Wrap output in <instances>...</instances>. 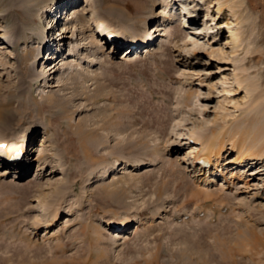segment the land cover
Returning <instances> with one entry per match:
<instances>
[{"label": "rangeland", "instance_id": "obj_1", "mask_svg": "<svg viewBox=\"0 0 264 264\" xmlns=\"http://www.w3.org/2000/svg\"><path fill=\"white\" fill-rule=\"evenodd\" d=\"M15 1L0 135L31 143L20 170L0 158V264H264V0ZM30 70L44 74L27 102L67 101L35 132L1 113ZM212 133L228 145L208 163L195 136Z\"/></svg>", "mask_w": 264, "mask_h": 264}, {"label": "bare ground", "instance_id": "obj_2", "mask_svg": "<svg viewBox=\"0 0 264 264\" xmlns=\"http://www.w3.org/2000/svg\"><path fill=\"white\" fill-rule=\"evenodd\" d=\"M0 4L5 5V9L3 11H0L1 12V14H0V25H2V27H3L4 24H6V25L8 24L10 27L15 28L18 32L21 33L20 28L17 26L18 24L14 20L15 19L14 17L16 15H18L19 13H21L23 15V17L25 16L27 18V15L25 13V9L21 10L19 8V6L17 5L15 0H0ZM56 10H57V8L54 9L55 12H56ZM132 12H133V10H132ZM76 13L77 12H75V14ZM77 14L80 17L83 16V13H77ZM76 17H77V15H76ZM72 19H73V17H67V20H72ZM93 27H94V30H96V28H99L100 32H106V31L108 32L109 31V33H110V34H108V36L110 38L109 42H111V39L113 38L112 42H115L114 45L122 46L123 44L126 43L125 38L120 36V35H123V33L120 31V28H118V26L116 27L115 24H111L110 20L102 19V20L98 21ZM154 30L156 32L159 29L156 28ZM99 33H97V35H100ZM115 35L117 36V38L115 37ZM149 37H151L150 34H149ZM149 37L147 36V38H149ZM13 38L10 39V38H8V36L0 33V40H2V42L4 41L10 47L18 48L20 41H19V39H16V38L13 39ZM102 41H105V40H102ZM104 43L107 44L108 40H107V43H106V41ZM150 43L151 44L154 43V40H153V42H151L150 39H147V42H145L144 40H141V42H140V40L135 41V42H131V46H136V45L143 46V45H148ZM88 44L94 48L100 47V44L98 43V41L94 40V39H92ZM45 45H46L45 49H47V50H50L52 47L49 42ZM39 55H40V53H37V55L35 54V57L37 58ZM50 56L48 57V59H50V60L55 58L52 55H50ZM56 60H58L57 57H56ZM69 66H70V63L67 62V59H62V68L63 69L61 71L60 70H57V71H59V73L70 72ZM46 70H48L46 74L51 73V75H49L48 78H52L51 77L52 72L55 70V67L52 66ZM79 73H80V71H78L77 69L76 70L74 69V71L69 73L68 78H73L76 75H78ZM43 74H42V72H36V71L30 70L27 75L23 74V76L20 80L21 82H19V84H18V86L20 85L18 92H14L11 87H9V88L6 87L7 89L5 88L6 94L8 96V101L3 104V108L1 110V113H3L4 115H2V114L1 115L7 116V118H3V119L4 120L6 119V121L9 120V125L11 127L18 126L20 123L25 124V122L27 121L26 118H32V121L34 123L32 122L33 126L31 127L30 130L35 132L37 129V124L35 123V121L37 122L38 119H40L43 112L52 111L54 109L65 106L67 104L66 103L67 101L64 97L57 96L55 98V97H50L49 95H43L45 91H42L39 94L42 97L41 103H37V105H35V104H31L30 100H29L30 103L26 101V98H28L27 97V91L25 88L28 86H26V85L36 84L41 79ZM96 97H94L95 102H97L99 99L98 97L97 98ZM221 135H222L221 133H218V134L212 133L211 135L200 134V136H198V135L195 136V139H197L199 141V144L202 146V148L199 149V152L201 153L200 156H204V157L206 156L205 159L208 161V163H210L212 161V158H213L212 155L213 154H214V156L219 155L220 153H222L227 148L226 146L228 144L221 139ZM28 139H29V137L25 136L22 141L17 143V142H10V141H8L6 136L0 135V158L2 159V161H4V162L6 161V163L9 162L13 167H16V165H14V163H16V162H13L14 158L20 154L21 150L18 151V149H24L26 151L29 150L28 146H30L31 140L29 139V141H28ZM241 141H242L241 144H239L238 146L249 145V141H247V139H242ZM230 145H231V149L233 151H235V150L238 151L241 148V147H238L235 142H231ZM241 149H243V148H241ZM244 158H245V156L243 158L239 159L240 162H242L244 160ZM197 159H201V158H199V156H198ZM10 161H12V162H10ZM22 162L24 163V159L20 160V163L17 164V168L19 170L21 168L20 164ZM54 172L55 171H53L52 173H54ZM94 173H95V170H91L89 175H94ZM177 173L183 174L184 171L181 172V170L178 169ZM108 178H110V177H108ZM181 179H183V177ZM34 187H41V185L39 182H35L33 184V188ZM64 189L65 188L63 186H60L59 188H57V190L59 191L58 193L61 192V194L64 195V191H63ZM53 215H54L53 219H56L58 216L57 214H53ZM119 222L121 224H123L126 221L122 220ZM122 226H119V228L123 229ZM112 228L118 229L114 225L112 226ZM93 230H96V229H93ZM91 236H93V234ZM95 238H96V236H95Z\"/></svg>", "mask_w": 264, "mask_h": 264}]
</instances>
